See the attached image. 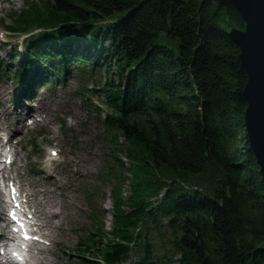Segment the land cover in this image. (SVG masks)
Masks as SVG:
<instances>
[{"label":"trees","instance_id":"1","mask_svg":"<svg viewBox=\"0 0 264 264\" xmlns=\"http://www.w3.org/2000/svg\"><path fill=\"white\" fill-rule=\"evenodd\" d=\"M8 17L19 62L0 55V72L18 100L75 69L107 73L106 170L129 171L131 190L111 184L109 230L92 206L76 264H264V180L229 35L244 21L229 0H28Z\"/></svg>","mask_w":264,"mask_h":264},{"label":"rangeland","instance_id":"2","mask_svg":"<svg viewBox=\"0 0 264 264\" xmlns=\"http://www.w3.org/2000/svg\"><path fill=\"white\" fill-rule=\"evenodd\" d=\"M27 1L0 0V22L3 19L5 24L9 23V12H19L27 5ZM20 41V34L9 32L0 23V44L7 43L0 47V55L14 66L19 60L11 61L9 50ZM106 77L102 66L94 75L75 69L64 80L57 79L50 85H39L32 99L20 101L15 98L19 82L11 74L0 72V137L3 141L5 136L12 133L11 140L16 145V154L8 158L13 163L5 168L3 174L7 180L16 179L24 193L37 195L38 192L39 195L31 201L33 209L40 203L44 204L45 195L41 190L47 181L50 189L47 196L53 201V210L57 212L55 226L41 229L46 235L37 244L46 250L40 252L33 248L35 259L31 263L36 260H47L49 264L79 263L80 256L74 249L83 247L81 239L92 228V206L97 210L96 217L109 230L113 209L111 184L120 181L122 194L128 196L130 193L129 171L113 174L106 170L107 164L112 161L111 146L114 142L113 134L103 124L107 107L103 103L105 97L100 88ZM41 103L43 107L40 108ZM14 111L17 113L12 115ZM26 117L30 119L26 120ZM12 123L17 124L19 131L8 128V124ZM119 142H123L122 137H119ZM115 154L125 166L129 165L123 152ZM1 184L2 179V189ZM6 209V203L0 206L2 218ZM132 260L119 264H132Z\"/></svg>","mask_w":264,"mask_h":264},{"label":"water","instance_id":"3","mask_svg":"<svg viewBox=\"0 0 264 264\" xmlns=\"http://www.w3.org/2000/svg\"><path fill=\"white\" fill-rule=\"evenodd\" d=\"M244 21V27L229 31L238 45L239 58L246 72L242 89L246 101L245 131L264 180V0H229Z\"/></svg>","mask_w":264,"mask_h":264},{"label":"bare ground","instance_id":"4","mask_svg":"<svg viewBox=\"0 0 264 264\" xmlns=\"http://www.w3.org/2000/svg\"><path fill=\"white\" fill-rule=\"evenodd\" d=\"M18 106L20 107V104H18ZM41 107H43L42 103L40 105V108ZM16 113H17V111H14V113L12 115H14ZM32 114L33 113H29V115H32ZM17 121H19V119L16 120V122ZM45 123L47 124L48 121L45 120ZM8 126H9L8 128L13 129L14 131H17V130L19 131V128H17V124L12 123L10 125L8 124ZM47 129L49 130V128H47ZM11 136H12V133H10V135L8 136L7 142L3 144L4 148H6L8 146H10V147H8V150L3 153L5 161L0 163V179H2L4 182L6 181L5 188H7V184H8L7 183V177H6V175L3 174L4 171H5V168H6V160L7 161H11L13 163V160L12 159H8V158H12V156L16 154V150L14 149L15 148L14 146H16V145H14L15 143L12 142ZM0 141H1V137H0ZM8 177H10V176H8ZM48 185L49 184L46 181V185L43 184L44 189L41 190V192H44V195H45V197L43 198L45 206H43L44 204L40 203V204L36 205V207L34 206V209H33L32 205H31V201H32V199L34 197L39 195L38 192H37V195L36 194H26L25 196H21V199H20V201L22 203L27 204L29 209H30L29 213L32 215V217L27 216V219L29 221H32V222H34L33 219L35 220L37 228L41 232L42 236L46 235L41 230L43 227H46L47 229H50L52 227V225L55 226L54 217H55V215L57 213V212L55 213V211L53 210V205H52L53 201L50 199L49 196H47V195L50 194V191H49L50 189H49ZM1 193H2V190L0 189V206L3 207L4 203H6V202L1 197V195H2ZM34 193H36V192H34ZM42 200H40V201H42ZM33 203H34V201H33ZM46 218H49L50 220L49 221L48 220H44ZM40 219H41V222H39ZM10 232H11V229L9 227L8 221L5 222L4 217L2 218L1 215H0V242L2 243V245H0V249L2 250V251H0V264H13L11 259H10V257H9V255H8V252H7L8 240H9V237H10ZM40 241H43V240L40 239V240L32 241L31 244H30V247L28 249V252H29L28 262H29V264H49L47 260L43 261V262H40V261L36 260V262L31 263V260L35 259V256H34L35 250L33 248L38 249L40 252L43 251V250H46L45 247H42L39 244H37Z\"/></svg>","mask_w":264,"mask_h":264}]
</instances>
